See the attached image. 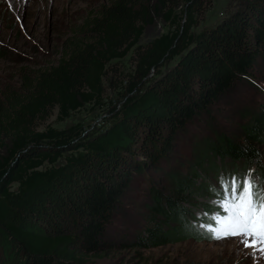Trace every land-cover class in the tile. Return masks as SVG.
Masks as SVG:
<instances>
[{
  "label": "trees",
  "instance_id": "trees-1",
  "mask_svg": "<svg viewBox=\"0 0 264 264\" xmlns=\"http://www.w3.org/2000/svg\"><path fill=\"white\" fill-rule=\"evenodd\" d=\"M202 1L209 2L110 0L61 42L62 48L55 63L25 75L14 89L6 92L4 100L0 99V229L9 236L8 239L17 243L22 255L17 264H83L80 255L70 248L74 240L84 251L102 250L106 243L103 230L111 221L109 212L119 209L118 196L123 194L122 183L119 177L114 180V175L120 176L125 170L124 175L128 173L126 179L129 180L132 172L144 166L137 158L139 153L151 167L166 170L169 187L164 195L154 189L151 191V206L147 205V209L152 215L148 227L141 228L133 239L138 248L181 241L187 236L196 240L210 239L209 235L204 236L208 233L200 234L185 224L187 220L183 218L187 210L181 204L187 201L186 197L192 191L201 188L194 185L191 189L193 178L197 176L195 169L214 175L215 165L210 168L202 166V158L217 157L219 164L215 172L224 170L227 177L239 174V169L246 170L250 164L257 166L259 175L263 174L264 166L259 162L256 147L264 144V104H255L256 111L252 115L246 113L248 118L242 128L241 140L233 141L223 135L216 143H211L207 138L203 139L202 131L201 134L194 133L201 137L195 140L192 158L187 161V172L177 175L175 169L167 166L170 143L168 140L164 142L165 149L160 145L162 140L165 137L171 140L178 131L184 130L186 122L200 117L197 113L205 114L204 109L232 90L242 76L253 75L248 69L252 70L251 62L255 56L245 43L249 32L244 29L247 18L255 21L252 34L258 39V46L264 47V0H258L257 4L252 1L249 8L242 11L239 29L221 26L219 33L209 32L214 38L203 44L199 35L190 32L196 24V14L204 10H201L205 5H200ZM154 16L167 25V30L145 44L138 43L144 25L150 24ZM191 44L194 45L188 49ZM186 49L187 54L182 56ZM130 51L135 54L131 73H126L127 77L118 82L109 83L120 98H126L112 118H119L118 122L109 127L119 131L114 134L115 140L103 148L83 136L84 131L77 125L66 130L48 125L38 127L54 110L56 119L63 120L83 104L101 105L105 94L103 76L115 71V62ZM176 56L180 59L171 66L172 73L163 80L153 78L154 84L145 87L149 71L157 69L155 73L160 76V68L166 67L167 63H164ZM131 102L141 105L133 108ZM145 107L150 110L142 115ZM113 109L114 106L110 111ZM138 113L146 121V135L155 140L157 147L150 143L144 149L142 142L140 146L134 143L135 127L124 124L132 122ZM200 143L205 144L201 146ZM65 151L69 154L62 155ZM59 157H64L66 168L79 169V177L71 169L69 175L73 174L78 182L73 186L74 190L78 192L81 187L82 191L88 190L85 203L88 218L80 229L79 225L76 226L75 235L59 230L43 233L21 227L18 223L23 218L22 206L31 197L32 206L37 204L33 206V215L42 204L48 206L50 216H55L54 220L46 216L45 223L48 219L53 228L60 224L69 226L62 217L69 210L57 205V197L48 199L47 203L41 201L47 191L45 186L51 181L55 184L57 177L64 176L62 170L54 166ZM169 157L175 158L173 154ZM94 160L101 162L96 170L92 169ZM45 163L49 164L47 168ZM12 183H15L14 190L10 189ZM64 202L60 200L58 203L62 205ZM56 205L61 211L53 213L51 210ZM198 222L206 224V221Z\"/></svg>",
  "mask_w": 264,
  "mask_h": 264
},
{
  "label": "rangeland",
  "instance_id": "rangeland-1",
  "mask_svg": "<svg viewBox=\"0 0 264 264\" xmlns=\"http://www.w3.org/2000/svg\"><path fill=\"white\" fill-rule=\"evenodd\" d=\"M109 1L0 0V99L4 100L6 92L14 89L25 75L55 63L59 57L60 48H62L61 42L70 36L75 29H78V26L84 21L95 15L102 5H107ZM252 1L256 4L258 2V0H209L208 3L202 1L200 5H205L201 10H204L196 14L197 21L190 32L193 35H199L203 44L208 43L209 38H214L209 36V32L214 30L219 33L221 26L226 28L234 26L239 29L242 23V11L248 9ZM229 22L230 24H228ZM254 24L255 21L252 18L250 20L247 18L244 28L245 31H249L245 37V43L255 56L251 62L252 70L248 69L253 75L242 76L243 79L239 80L232 90L210 105L207 110L204 109L205 114L197 113V115L200 114L198 119L193 117L192 121L185 123L184 130L178 131L171 140L165 137L160 143L166 149L164 142L169 141L170 145L167 147L166 154L167 166L170 165V168L175 169L177 175H183L187 172V161L192 158L191 152L195 146V140L198 141L197 137H201L194 135V133L199 132L198 134H201L200 131H202L204 133L203 139L207 138L211 143H216L218 138L223 135L230 137L233 141H239L242 138L243 125L247 123L248 116L246 113L252 115L256 111L255 104L257 106L264 104V47L258 46V39L252 34ZM166 30L167 25L159 17L154 16L150 24L144 25L138 43L145 44ZM193 45L191 44L188 49ZM185 54H187V49L182 52V56ZM134 56V52L130 51L123 59L115 62L113 65L116 68L115 71L107 72L103 76L105 94L101 105L93 107L91 104H83L63 120L56 119L54 110L44 122L38 124V127L44 128L43 126L48 125L58 130H66L77 125L84 131L82 135L88 137V140L95 141L99 144L98 146L103 148L106 147V144L116 139L114 134L119 133L114 129L110 130L109 127L118 122L119 118L116 120L112 118L126 99L125 97L120 98L116 90L111 89L109 83L114 80L118 82L127 77L125 76L126 73H131L132 57ZM179 59V56H176L171 61L165 62L164 64L167 63V66L160 68V76L155 73L157 69H151L147 74L145 87L149 83L154 84L153 78L160 77L163 80L166 76L168 77L172 73L170 71L171 66ZM130 105H133L134 108L141 104L131 102ZM113 106L114 109L110 111ZM150 107L147 109L145 107L142 115L149 111ZM142 115L138 113L132 118V122H127L124 125L135 127V135L132 134L133 141L139 146L143 143L142 148L144 146L145 149V145L156 144V142L149 135H146V121ZM160 129L162 126L158 128L159 131ZM106 131L108 133L105 134ZM185 132L187 133L184 134ZM200 144L203 146L205 143ZM150 147L152 148V146ZM256 149L258 150L259 162L262 163L260 165L264 166V144H259ZM67 154H69L68 151H65L62 155ZM99 154L102 155V152ZM170 154H173L175 158H170ZM63 158H57L54 166L59 167L64 176L57 177L55 184L51 181L45 186L47 191L41 201L47 203L48 199L57 197V205L62 206L63 210H69L67 211L68 214L64 213L62 216L65 220L63 222L69 226L65 227L60 224L59 227L53 228L52 222L48 219L45 223L46 216H49L48 218L51 220H54L55 216L52 214L50 216L48 206L42 204L38 212L33 215V206L35 207L37 204L32 206L31 197L30 201L22 206L21 216L23 218H20L18 223L21 227L43 233L59 230L61 233L75 235L76 226L79 225L80 229L88 218L85 204L88 198V190L82 191V187L79 188L78 192L74 190L73 186L78 185V182L75 181L73 174L69 175V169L75 171L76 177L80 176L79 169L70 166L66 168ZM137 158H140L139 162H143L144 166L137 172H132L129 180L126 179L129 177L127 176L128 173L124 175L125 170H122L123 173L120 172L122 173L120 176L114 175V180L115 177H119L118 179L122 183L123 194L118 196L119 209L109 212L108 219L111 221L106 223L107 226L103 230L104 240H106L103 249L96 252L84 251L79 248L77 240L72 242L70 248H73L80 255L83 264H264V256L259 252H254L252 248L245 247L238 237L221 240H196L192 236H187L181 241H169L155 247H135L136 244L133 243V239L141 228L148 227V220L152 215L147 209V205L151 206V191L154 189L164 195L169 187L166 170L162 171L158 170L157 167H151L144 161L141 153L137 154ZM225 161L228 159L226 158ZM201 162L202 166L207 168L215 165L214 175L210 172L205 174L201 169H195L197 176L193 178L191 189L194 185H200L201 188L195 192L192 191V194L186 197L187 201H183L181 204L187 210L183 218L187 220L184 221L185 224L191 228L194 227V230H198L200 234H204L208 233L210 228L208 225L212 227L210 224L211 217L219 212L217 207L219 199L211 189L220 188V179L224 174L219 172H224V170L215 172L217 164H219L217 157L202 158ZM210 163L211 165H209ZM100 164L101 162L94 160L92 169L96 170ZM48 166L49 164L45 163L44 167L47 168ZM262 172L264 174V171ZM10 189H15V183L11 184ZM33 195H36V192ZM60 200L65 202L61 205L58 203ZM57 205L53 206L51 210L53 213L56 210L61 211L60 206ZM43 211L46 212L43 213ZM36 219L42 220L41 223ZM198 220L206 221L208 225H203ZM70 227L75 230L70 229ZM1 233L4 234L0 229V264L19 263L22 255L19 253L17 243L12 238L8 239L9 236L5 234L2 236Z\"/></svg>",
  "mask_w": 264,
  "mask_h": 264
},
{
  "label": "snow or ice",
  "instance_id": "snow-or-ice-1",
  "mask_svg": "<svg viewBox=\"0 0 264 264\" xmlns=\"http://www.w3.org/2000/svg\"><path fill=\"white\" fill-rule=\"evenodd\" d=\"M211 190L219 199V212L210 219L208 238L238 237L264 256V174L221 177L220 188Z\"/></svg>",
  "mask_w": 264,
  "mask_h": 264
}]
</instances>
